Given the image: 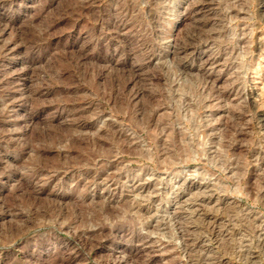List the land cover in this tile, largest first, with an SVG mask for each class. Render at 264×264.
Listing matches in <instances>:
<instances>
[{
    "label": "rangeland",
    "instance_id": "374dc122",
    "mask_svg": "<svg viewBox=\"0 0 264 264\" xmlns=\"http://www.w3.org/2000/svg\"><path fill=\"white\" fill-rule=\"evenodd\" d=\"M118 263L264 264V0H0V264Z\"/></svg>",
    "mask_w": 264,
    "mask_h": 264
},
{
    "label": "bare ground",
    "instance_id": "6f19581e",
    "mask_svg": "<svg viewBox=\"0 0 264 264\" xmlns=\"http://www.w3.org/2000/svg\"><path fill=\"white\" fill-rule=\"evenodd\" d=\"M254 87V86H253ZM117 133V132H116ZM205 246V245H204ZM125 263V262H124ZM119 264V263H118Z\"/></svg>",
    "mask_w": 264,
    "mask_h": 264
}]
</instances>
